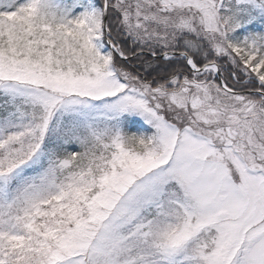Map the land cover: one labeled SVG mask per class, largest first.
Returning a JSON list of instances; mask_svg holds the SVG:
<instances>
[{"label":"snow or ice","instance_id":"snow-or-ice-1","mask_svg":"<svg viewBox=\"0 0 264 264\" xmlns=\"http://www.w3.org/2000/svg\"><path fill=\"white\" fill-rule=\"evenodd\" d=\"M0 264H264V0H0Z\"/></svg>","mask_w":264,"mask_h":264}]
</instances>
